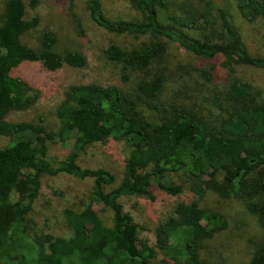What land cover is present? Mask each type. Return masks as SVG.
<instances>
[{"label": "trees", "instance_id": "trees-1", "mask_svg": "<svg viewBox=\"0 0 264 264\" xmlns=\"http://www.w3.org/2000/svg\"><path fill=\"white\" fill-rule=\"evenodd\" d=\"M136 13L130 19L107 18L97 0H87L90 21L109 35L142 39L128 48L110 43L105 59L119 66L122 86L72 84L54 110L56 132L42 124L10 121L12 112L30 109L37 94L13 72L37 63L47 72L63 65L81 69L79 51H55L56 36L44 30L36 48L21 37L37 24L25 18L22 0H5L0 14V264H203L204 241L226 228L223 216L199 208L195 201L175 205L153 231V245L140 237L141 227L123 210L124 197L152 199L155 184L170 195L181 187L168 183L170 174L183 173L197 196L212 192L234 198L264 232V103L256 101L249 84L231 76L234 66L264 69V55L245 49L228 11L248 24L264 27V0H212L178 4L174 0H127ZM229 9V10H228ZM165 42L202 60L222 59L228 81L211 102L219 113L210 119L186 104L158 109L164 77L146 72L161 61ZM136 73L140 74L139 76ZM206 82L210 71L200 70ZM73 140L72 150L53 166L48 144ZM114 140L125 148L121 179L109 171L82 168L78 153L95 143ZM65 174L90 179L91 186L76 209L62 212L66 237L32 233L28 214L43 176ZM94 207H99L95 209ZM108 212L110 218L102 217ZM160 258L157 260V257ZM247 264H264V238L253 248Z\"/></svg>", "mask_w": 264, "mask_h": 264}, {"label": "rangeland", "instance_id": "rangeland-1", "mask_svg": "<svg viewBox=\"0 0 264 264\" xmlns=\"http://www.w3.org/2000/svg\"><path fill=\"white\" fill-rule=\"evenodd\" d=\"M5 0H0V14ZM25 6V18L37 17L36 26L25 33L21 40L28 47L36 48L37 40L44 30L56 36L55 51H79L86 59L81 69L63 65L55 72H47L37 63L20 65L13 76L24 79L38 98L27 110L12 112L10 121L33 122L42 121L49 131L56 132L58 121L54 110L60 103L63 93L69 85L98 83L122 86L119 81V66L105 59L103 51L112 42L121 48H128L142 42V39L118 38L107 34L94 25L87 14V0H22ZM107 18L130 19L136 13L129 7L127 0H97ZM178 4H196L201 10V0H174ZM220 7L227 5L226 0H212ZM229 10V9H228ZM232 23L237 28L241 41L252 56L264 55V27L261 24H248L228 11ZM165 50L161 61L155 62L146 72L155 71L164 77V89L157 102V107L168 104H186L204 111V115L214 119L219 110L211 102L213 95H220L224 84L228 81V68L222 65L221 58L202 60L165 42ZM210 71L211 82L200 76L199 71ZM231 76L249 84L256 101L264 103V69L250 66H234ZM137 76L140 74L136 73ZM8 138L0 136V148L4 147ZM73 140L48 144L47 159L56 165L72 150ZM126 155L121 143L108 140L85 147L78 153L77 163L82 168L101 167L115 176L116 183L121 179L123 161ZM168 183L181 187V192L170 195L155 184L149 187L152 199L147 197H123V210L128 212L141 227L140 237L153 245L154 228L166 217L173 215L176 204L195 201L198 207L220 214L226 221V228L204 241L200 249L203 264H247L254 246L264 238V232L256 219L249 215L241 203L234 198L222 199L212 192L202 196L194 195L188 188L185 175L181 172L170 174ZM91 186L90 179H78L73 176L58 174L43 176L39 194L28 214L30 230L35 234L66 237L69 232L64 226L62 212L66 208L76 209ZM95 209L99 207H94ZM102 217L110 218L108 212ZM160 256L157 257V260Z\"/></svg>", "mask_w": 264, "mask_h": 264}]
</instances>
